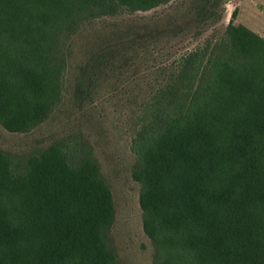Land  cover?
<instances>
[{"label": "trees", "instance_id": "1", "mask_svg": "<svg viewBox=\"0 0 264 264\" xmlns=\"http://www.w3.org/2000/svg\"><path fill=\"white\" fill-rule=\"evenodd\" d=\"M171 0H0V124L25 133L63 94L60 43L83 19ZM206 11V9H204ZM131 131L153 264H264V36L183 55ZM90 145L0 148V264H120L111 187Z\"/></svg>", "mask_w": 264, "mask_h": 264}, {"label": "rangeland", "instance_id": "2", "mask_svg": "<svg viewBox=\"0 0 264 264\" xmlns=\"http://www.w3.org/2000/svg\"><path fill=\"white\" fill-rule=\"evenodd\" d=\"M230 23L264 36V0H171L149 11L83 19L60 43L63 94L49 117L25 133L0 124V148L16 158L63 139L90 145L113 193L110 235L120 264H153L154 255L141 185L132 176V127L176 62L223 37Z\"/></svg>", "mask_w": 264, "mask_h": 264}]
</instances>
